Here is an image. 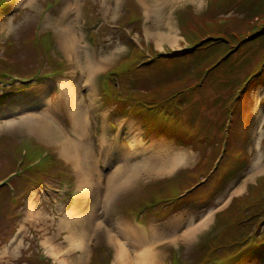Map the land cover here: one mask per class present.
Listing matches in <instances>:
<instances>
[{"label":"rangeland","instance_id":"obj_1","mask_svg":"<svg viewBox=\"0 0 264 264\" xmlns=\"http://www.w3.org/2000/svg\"><path fill=\"white\" fill-rule=\"evenodd\" d=\"M252 1L243 8L233 6L226 10L222 8L225 0H220L219 8L208 0H4L7 10L0 16V71L27 77L36 71L56 75L0 87V179L6 178L8 183L14 178L6 189L0 186V264H38V255L52 257L55 247L61 250L54 258L56 264L63 260L82 264L83 254L74 253V245L80 251L87 247L90 264H123L116 256L120 253L117 243L113 244V232L104 225L112 229L114 223V231L119 222L128 221L131 226V199L135 196L137 201L138 193L143 191L146 204L158 203L145 212L144 218L151 221L154 216L168 215L159 216L155 226L171 229L170 234H182L180 264L190 263L203 253L204 261L198 264L211 262L210 252L206 253L208 242L221 236L217 232L220 223H215L217 211L228 207L223 212L226 219L233 209L231 228H246L254 223L248 219L253 215L247 214L248 204L241 203L252 195L264 199V78L258 77L264 73V66L254 81L247 82L248 87L243 85L231 107H223L222 101L225 103L234 95L238 86L235 81L255 67L251 61L264 56L260 39L243 43L222 68L205 75L201 86L195 83L197 76L182 86H168L170 90L183 88L185 95L182 100L175 99V105L181 109L187 106L190 114L201 103H209L208 108L202 107L201 114L207 113L217 124L212 126L203 119L200 127L207 134L206 140L200 127L191 137H184L181 124L178 134L147 135L140 114L129 112L131 105L121 99L125 94L114 86L117 96L106 83L102 85L109 72L118 77L121 91L128 87L140 89L138 78L127 72L124 63L120 64L121 57L135 45L127 40L152 42L156 51L171 54L172 49L177 53L185 46V39L190 38V33L182 28L187 21L209 12L218 17L244 16L247 7L254 4ZM127 8L129 13L123 16ZM99 11L109 26L92 28L101 17ZM41 12L46 14L42 24H38ZM225 17L231 27V20ZM123 26L128 28L123 30ZM193 32L200 34L197 29ZM160 34H171L174 44L161 41ZM153 49L144 45L148 73L156 76L151 71H155L154 66L163 73L172 72L173 61L164 63L170 60L165 56L155 58L157 52ZM118 65L121 71L115 69ZM229 69L233 72L229 73ZM141 79L142 86L157 84L153 77ZM1 80L5 82L4 77ZM139 91L145 94L150 90ZM216 96L226 97L219 98L218 103L213 101ZM134 98L135 102H148L142 96ZM183 116L188 117V113ZM176 157L179 164L173 165ZM151 158L170 165L153 169L148 167ZM210 167L211 172H217L214 181L207 184L215 188L211 198L195 201L192 197L194 201L186 202L180 199L175 200L174 207L169 206L176 198L174 189L181 191L204 182ZM38 170L41 172L35 175ZM89 176H94L90 178L94 182L87 180L76 189V182ZM97 180L100 184L90 193ZM20 182L30 185L28 192L17 191L15 186ZM161 183L167 187H160ZM239 184L243 186L240 191L234 188ZM156 187L170 191V196L163 198ZM82 230H86L84 239ZM225 241L229 239L218 243ZM138 242L141 243L139 239ZM91 245L92 249L88 247ZM223 245L219 243L218 248ZM162 255L165 261L172 260L168 248ZM221 261L219 258L216 263ZM236 264H264V249L244 255Z\"/></svg>","mask_w":264,"mask_h":264},{"label":"trees","instance_id":"obj_2","mask_svg":"<svg viewBox=\"0 0 264 264\" xmlns=\"http://www.w3.org/2000/svg\"><path fill=\"white\" fill-rule=\"evenodd\" d=\"M208 1H211L212 4H215L216 7L219 8L218 5L220 6V0ZM252 2V0H225V3L222 4V8L226 10L233 6L243 8L245 5H249ZM1 6L0 3V7ZM211 14H213V12H209L208 15L202 17L197 15L195 19L193 18L191 21H187L188 24L186 26H182V28H185L190 33V48L182 55H170V53L156 54L155 58L165 56L170 59L164 63H170V61H173L174 68L172 72L163 73L160 70H151L156 73V76L148 73V71H150L147 70L148 65L140 62L145 59V52L134 45L124 56V59L127 61L128 66L131 69L130 74L141 81L143 79H141V77H153L160 87L165 86L168 83H171L170 85L177 83L182 86L181 84L187 82L189 78L197 76V78H194L195 83L201 86V84L204 83L205 75L214 73L222 68L220 66L229 61L232 52L238 50L243 43L246 44L260 39L262 45L264 44V0H254V4L247 7L244 16L232 14L227 17L231 20L228 21L229 24H231V27L228 26L226 18L221 22L218 21V15L214 14L215 16H213ZM207 21L209 22L207 23ZM195 29H197L200 34H194L195 32L193 31H195ZM251 62H253L252 66L255 67L250 70L251 67L243 74L244 77L235 81L236 83L234 85L238 82L237 90L233 96H229L228 101H225V103L222 101L223 107L225 105L231 107L233 102H236L243 85L248 87L247 82L254 81L259 69L264 66V56L260 57L256 62H254V60ZM228 71L229 73L233 72L232 69H229ZM258 77L261 79L264 78V73H261ZM158 79H163V81L158 82ZM167 87L168 86H165L164 88ZM199 90L200 89L195 93L199 92ZM164 92H167V94L163 95ZM184 93L185 91L180 87L179 89H165L163 91L152 93L146 97L148 98V102L145 99V103L131 102L127 100L131 105V108L128 111L140 114L142 124L145 126L149 134L154 132L178 134V132L181 131L179 128L181 124L183 131L185 132L184 137H191L194 131L200 127L202 122H204L203 119L207 120L212 126H216L217 120H211V117H209L210 115L207 113L201 114L202 107L206 105L208 108L209 103H201L199 107L193 108L195 111L194 114H190L189 111L187 112V110H189L187 106L181 109L179 106L175 105V101H177L175 99L182 100V96L185 95ZM226 96L219 98H225ZM219 98L216 96L213 101H218L219 103ZM215 104L216 103H214V105ZM184 112L188 113V117L183 116ZM190 128H192L193 131H191ZM200 128L203 134H205L202 127ZM38 172L41 171L38 170L36 173L34 172L35 175H37ZM21 186V183L16 186L17 191ZM205 187L206 186L196 187L193 191L194 193L190 196L195 197L196 199L207 195L208 191H206ZM241 205H247L248 208H250L247 214L253 213V215L248 218L249 221H254V223L252 222L253 224L251 223L252 226L247 225L245 226L246 228H231V225L233 224L229 223V218L232 216L233 209L229 211L226 219H223L224 211L220 212L217 216L218 222L222 224V228H220L219 231L221 236L219 239L213 238V240L219 241L223 238L229 239V241L222 242L225 243V245H223L225 247H222V249H226L227 256L241 253L242 257L244 255L257 254L264 249V225L260 228L261 224H264V199L252 195L249 199L241 203ZM213 243L217 244L218 242ZM213 243L209 241V244Z\"/></svg>","mask_w":264,"mask_h":264},{"label":"bare ground","instance_id":"obj_3","mask_svg":"<svg viewBox=\"0 0 264 264\" xmlns=\"http://www.w3.org/2000/svg\"><path fill=\"white\" fill-rule=\"evenodd\" d=\"M172 38H173V36L171 35V34H169V35H162V34H160V40L161 41H173L172 40ZM70 46H71V44H70ZM82 113V112H81ZM81 113H79V114H81ZM78 114V115H79ZM83 115H84V113H83ZM54 117V116H53ZM78 117H82V116H78ZM78 117L77 118H73V124H76V121L78 120ZM55 118V117H54ZM53 118V120L54 121H56V119H54ZM0 119H2V118H0ZM71 123H72V121H71ZM70 131H72V130H70ZM129 133H130V131H129ZM188 138H189V136H188ZM169 159V161L172 163L173 162V160H172V158H168ZM179 160V158L178 157H176L175 159H174V162H173V165H175V164H179L177 161ZM150 164V165H149ZM159 165H163V166H168V165H170L169 163H167V162H164V161H162V160H155V159H150V162L148 163V167H151V168H153V169H161V168H167V167H161V166H159ZM92 177H94V176H89V177H87L86 179H84V180H81V181H78L79 182V184L80 185H82V184H85V182L88 180V181H90L91 179L90 178H92ZM87 181V182H88ZM100 184V181H95V186H94V188L90 191V193L91 192H93V191H95L96 189H97V185H99ZM34 187L36 188V186L34 185ZM242 184H239V185H237L236 187H234L235 189H239L238 191H240L241 189H242ZM80 198L81 197H79L78 199H77V201H79L80 200ZM111 225H112V229H116V225L114 224V223H111ZM103 227V226H102ZM106 229L107 228H110L109 230H111L112 232L114 231V230H112L111 229V227H110V225H109V227H108V225H105L104 226ZM194 232H196V230L194 231ZM148 233H149V235H150V230L148 231ZM175 233H177V232H175ZM82 235V237H83V239L85 238V234H86V230L85 231H83L82 230V233H81ZM117 243L118 242H120V244H125V242H123V241H119V237H120V239H122V238H126V237H124V234H123V232L121 231V230H118L117 229ZM173 234V233H172ZM172 234H170V235H167V236H165V235H163V236H165V237H163V236H158L157 238H159V239H157V240H155V241H153V242H151V243H149L147 246H146V248H145V253H150V254H154V253H156V252H158V249L157 248H155V249H153L151 252H148V248L153 244V243H155V242H157V241H160V240H163V239H165V238H167V237H169V236H171ZM181 236H182V234H180V237H179V239H181ZM160 237H162V238H160ZM127 239V238H126ZM82 240V239H81ZM81 240H74V241H76V242H78V243H81ZM128 241H129V239H127ZM71 242H73V241H71ZM70 242V243H71ZM138 247V246H137ZM128 250H129V252H130V249L129 248H126V254L127 255H129V252H128ZM137 251H138V254H141V251H140V249L138 248L137 249ZM61 252V250H60V248H58V247H55L54 249H53V251H52V257L53 258H56L57 257V255L59 254ZM125 259L126 258H121L119 261L120 262H124L125 261ZM66 260H63L60 264H68V263H64Z\"/></svg>","mask_w":264,"mask_h":264}]
</instances>
